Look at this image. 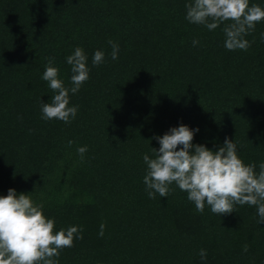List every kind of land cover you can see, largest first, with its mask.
Wrapping results in <instances>:
<instances>
[{"label":"trees","instance_id":"1","mask_svg":"<svg viewBox=\"0 0 264 264\" xmlns=\"http://www.w3.org/2000/svg\"><path fill=\"white\" fill-rule=\"evenodd\" d=\"M189 2L0 0V196L30 194L54 232L82 227L58 264H264L256 206L221 216L205 204L200 214L175 183L155 199L143 183V156L160 148L154 137L181 124L199 129L194 145L216 152L229 138L246 165L259 172L264 163V21L244 37L246 51H229L224 24L209 31L187 21ZM76 47L90 69L70 94L76 118L45 120L49 59L71 87L66 58ZM98 50L105 59L94 66Z\"/></svg>","mask_w":264,"mask_h":264},{"label":"clouds","instance_id":"2","mask_svg":"<svg viewBox=\"0 0 264 264\" xmlns=\"http://www.w3.org/2000/svg\"><path fill=\"white\" fill-rule=\"evenodd\" d=\"M186 19L195 25H203L209 31L224 24L225 48L229 51L247 50L251 44L244 37L255 30L258 22L264 21V8L249 0H191L185 5ZM111 57L118 59L119 45L113 41ZM193 46L199 44L192 41ZM105 54L96 51L92 63L104 62ZM88 57L81 47L66 58L71 66V87L58 78L59 69L48 66L42 79L48 82L54 95L49 103L42 102V118L58 119L71 123L76 118L78 106L70 105V94H77L89 79ZM199 129L192 130L181 124L169 130L163 137L156 136L159 150L153 149L154 158L143 156L147 171L143 178L150 199L159 194L167 197L175 185L187 193L196 211L204 213L205 204L214 214L230 215L234 205L257 207L259 223L264 224V163L246 165L237 154V145L226 138L224 146L213 152L204 145H194L193 139ZM74 143L69 141V145ZM178 146L180 150H177ZM81 158L86 147L77 149ZM54 219H48L42 204H35L30 194H17L9 189L7 196H0V264H58L60 251L73 246L75 239H83V229L69 226L55 231ZM105 224L100 225L99 235H104ZM244 252L249 246L244 245ZM202 260L207 259L204 249L199 251Z\"/></svg>","mask_w":264,"mask_h":264}]
</instances>
